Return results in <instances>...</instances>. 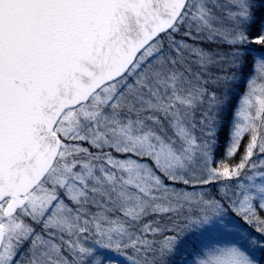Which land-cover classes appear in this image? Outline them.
Here are the masks:
<instances>
[{
    "label": "snow or ice",
    "instance_id": "obj_1",
    "mask_svg": "<svg viewBox=\"0 0 264 264\" xmlns=\"http://www.w3.org/2000/svg\"><path fill=\"white\" fill-rule=\"evenodd\" d=\"M117 256L264 264V0H0V264Z\"/></svg>",
    "mask_w": 264,
    "mask_h": 264
},
{
    "label": "trees",
    "instance_id": "obj_2",
    "mask_svg": "<svg viewBox=\"0 0 264 264\" xmlns=\"http://www.w3.org/2000/svg\"><path fill=\"white\" fill-rule=\"evenodd\" d=\"M253 55H255V53H253ZM243 89H244V83L241 82L240 85H239V89H238V93L237 94H239L240 92H242ZM226 132H227V122L225 123V130H224V132L221 133V141L222 142L226 139ZM218 155H219V153H218ZM237 159H238V157H237Z\"/></svg>",
    "mask_w": 264,
    "mask_h": 264
},
{
    "label": "rangeland",
    "instance_id": "obj_3",
    "mask_svg": "<svg viewBox=\"0 0 264 264\" xmlns=\"http://www.w3.org/2000/svg\"><path fill=\"white\" fill-rule=\"evenodd\" d=\"M120 260L121 258L117 256L114 258V263L120 264Z\"/></svg>",
    "mask_w": 264,
    "mask_h": 264
},
{
    "label": "water",
    "instance_id": "obj_4",
    "mask_svg": "<svg viewBox=\"0 0 264 264\" xmlns=\"http://www.w3.org/2000/svg\"><path fill=\"white\" fill-rule=\"evenodd\" d=\"M114 264H117V263H114Z\"/></svg>",
    "mask_w": 264,
    "mask_h": 264
}]
</instances>
